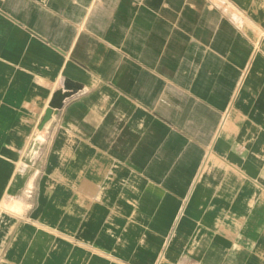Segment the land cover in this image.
<instances>
[{
  "label": "crops",
  "instance_id": "0c3cea01",
  "mask_svg": "<svg viewBox=\"0 0 264 264\" xmlns=\"http://www.w3.org/2000/svg\"><path fill=\"white\" fill-rule=\"evenodd\" d=\"M0 264H264V0H0Z\"/></svg>",
  "mask_w": 264,
  "mask_h": 264
},
{
  "label": "water",
  "instance_id": "95a60500",
  "mask_svg": "<svg viewBox=\"0 0 264 264\" xmlns=\"http://www.w3.org/2000/svg\"><path fill=\"white\" fill-rule=\"evenodd\" d=\"M55 106H56V102L55 101H52L51 104H50V107L51 108H54ZM47 115H48V113H47ZM47 115H46V117H47Z\"/></svg>",
  "mask_w": 264,
  "mask_h": 264
}]
</instances>
